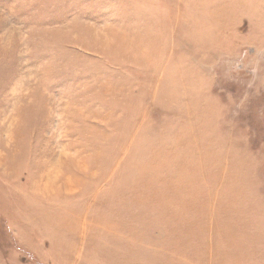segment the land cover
<instances>
[{
  "label": "rangeland",
  "instance_id": "obj_1",
  "mask_svg": "<svg viewBox=\"0 0 264 264\" xmlns=\"http://www.w3.org/2000/svg\"><path fill=\"white\" fill-rule=\"evenodd\" d=\"M0 264H264V0H0Z\"/></svg>",
  "mask_w": 264,
  "mask_h": 264
}]
</instances>
